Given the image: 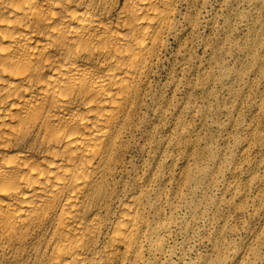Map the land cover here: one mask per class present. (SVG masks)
<instances>
[{
    "label": "bare ground",
    "instance_id": "bare-ground-1",
    "mask_svg": "<svg viewBox=\"0 0 264 264\" xmlns=\"http://www.w3.org/2000/svg\"><path fill=\"white\" fill-rule=\"evenodd\" d=\"M188 1L0 0V264H139L120 183Z\"/></svg>",
    "mask_w": 264,
    "mask_h": 264
},
{
    "label": "rangeland",
    "instance_id": "rangeland-1",
    "mask_svg": "<svg viewBox=\"0 0 264 264\" xmlns=\"http://www.w3.org/2000/svg\"><path fill=\"white\" fill-rule=\"evenodd\" d=\"M181 10L120 183L144 195L139 264H264V0Z\"/></svg>",
    "mask_w": 264,
    "mask_h": 264
}]
</instances>
